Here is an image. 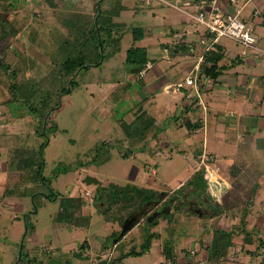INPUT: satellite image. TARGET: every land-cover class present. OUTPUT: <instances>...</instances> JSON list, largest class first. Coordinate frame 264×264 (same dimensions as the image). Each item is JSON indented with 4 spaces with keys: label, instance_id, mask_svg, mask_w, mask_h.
Returning <instances> with one entry per match:
<instances>
[{
    "label": "rangeland",
    "instance_id": "rangeland-1",
    "mask_svg": "<svg viewBox=\"0 0 264 264\" xmlns=\"http://www.w3.org/2000/svg\"><path fill=\"white\" fill-rule=\"evenodd\" d=\"M10 1L0 0V8L7 9ZM96 2H15L17 7L11 16L20 31L6 50L5 59L18 69L17 82L28 80L40 87L39 97L49 101L47 105L53 106L60 99L58 81H51V71L58 65L59 57L54 53L50 55L58 47V36L73 38L69 19L78 25L84 23L85 29L90 28ZM261 6H264V0L250 1L244 17L260 37V44L264 45L262 16L258 13ZM99 8L109 10L112 22L119 25L118 29L112 28V34L114 38L118 37V41L106 43L105 40L104 61L82 69L76 75V86L61 99L62 108L50 113L46 124L48 141L35 132L34 116L28 114L24 107L0 103V264H95L100 260H106L108 264L131 249L141 250L149 233H154L155 237L149 241L145 252L140 256L125 257L115 264H197L200 262L199 254L204 252L207 264L220 261V264H234L238 256L242 260H250L249 255H245L248 252L245 248H250L246 246L248 243L235 236L231 246L221 248L222 259H210L207 249L214 229L225 226V223L219 220L221 218L218 223L211 221L210 209H201L198 216L187 203L177 198L182 190L190 189L191 175L200 159L195 161L196 157L193 159L189 151L187 142L190 139L184 113L172 117L173 112L168 105V99L173 98L172 93L165 92L166 85H160L163 94H158V83L171 74L177 75L193 62L195 64L197 59H192L191 63V54L186 58L183 56L186 51L182 50L176 51V59H172V44L178 42L174 37L178 32L184 33L180 40L193 37V43L201 47V26L184 12L157 0H103ZM182 8L193 11V6ZM254 10H257L256 14ZM134 27L143 29V40L133 41ZM195 29L199 31L193 32L194 35L185 33V30ZM220 43L232 50L228 56H239V49L231 40L221 39ZM132 45L145 47L150 63L152 59L155 61L140 79L128 72L124 60ZM163 48L168 49L167 53ZM230 61L226 58L223 64L229 65ZM158 65L160 67L153 73L157 77L147 78L144 83L145 75ZM240 69L241 66H236L234 71ZM4 88L0 85V93L5 91ZM259 96L264 101L262 90ZM194 97L197 101L201 98ZM40 109L45 111L46 106ZM140 109L146 111V118L154 119V124L143 140L129 142L125 127ZM45 142L48 143L41 159L39 147ZM129 149L135 152L124 157ZM41 162L44 183L37 176ZM260 162L264 164V158ZM85 176L96 178L98 183L86 184ZM113 184L150 188L166 194L164 204L171 199L174 202L170 212L158 215L157 224L150 229L144 218L153 212L155 206L160 210L163 201L160 198L158 206L152 203L138 205L132 212L141 207L143 218L116 245L113 242L118 235L112 237V234H119L122 223L118 220L130 208L123 210L117 206L111 208L109 214H104L109 208L106 200ZM54 194L56 198L53 200L47 196L53 197ZM68 197L83 200L79 208L80 222L76 224L56 219L60 202ZM196 202L202 204L198 200ZM178 204H181L179 208H175ZM254 204L257 206V201ZM232 225L230 223L229 227ZM263 241V234L255 238V247H263ZM21 245L24 255L20 260ZM165 245L172 247L175 261L164 257Z\"/></svg>",
    "mask_w": 264,
    "mask_h": 264
},
{
    "label": "crops",
    "instance_id": "crops-1",
    "mask_svg": "<svg viewBox=\"0 0 264 264\" xmlns=\"http://www.w3.org/2000/svg\"><path fill=\"white\" fill-rule=\"evenodd\" d=\"M188 32L195 34L193 30ZM193 41V37L185 39L191 47L183 56L187 58V55L191 54L190 59L195 61L201 54V47L196 46ZM219 44L223 47L224 53V57L219 62L224 69L219 77L214 81L202 79L197 91L187 86L181 92L172 94L173 98L168 99V105L173 112L172 117L176 114L182 116L184 113L185 122L197 126L191 130L186 127L190 139L187 145L193 154V159L196 157L195 161H197L202 154L214 157V160L206 165L222 181L223 189L218 194H211L207 189L211 183L205 175L207 180L205 193L209 195L211 202L214 201L213 205H209L213 210L209 219L217 222L221 218L219 220L225 223V226H217V228L231 231V240L235 236L246 241L248 243L246 246L250 247L245 248L248 251L245 255H249L250 260H242L238 256L234 259V264H264V245L255 247V238L264 235V164L260 162L264 158V108L261 109L264 101L263 97L259 96L260 90L264 94L262 89L264 88V55L232 57L228 56V52L232 50ZM174 54L171 55L172 59L175 58ZM226 58L231 60V64H223ZM197 60L195 64L193 62L185 69L182 68L177 75L171 74L170 77L161 79L158 83L160 89L158 94H163L161 86L183 81L197 64ZM152 62L155 63L153 59ZM152 62L149 61L151 66ZM236 66H241L242 69L234 71ZM159 67V65L157 68L152 67V70L145 75L146 78H143L144 83L145 79H152L154 70L157 71ZM194 95L201 98L197 101ZM197 163L193 174L199 168L205 170L203 163L199 161ZM188 190L193 195H198L193 191L192 186ZM254 201H257V206ZM216 206L222 208L221 214L216 213ZM230 223L235 226L229 227ZM232 243L231 241L230 246ZM205 254L206 252L199 254L200 262L197 264H207ZM220 263L221 261L215 262V264Z\"/></svg>",
    "mask_w": 264,
    "mask_h": 264
},
{
    "label": "trees",
    "instance_id": "trees-1",
    "mask_svg": "<svg viewBox=\"0 0 264 264\" xmlns=\"http://www.w3.org/2000/svg\"><path fill=\"white\" fill-rule=\"evenodd\" d=\"M17 0H11L8 3L7 9L4 7L0 8V82L4 85V90L0 93V103L6 104L8 106L12 104H19L24 107L26 112L30 115L34 116L35 119V128L38 136H44L45 140L49 138L46 132V124L48 119L50 118V113L53 110H59L62 108V97L71 93L74 86H76L75 77L82 70L86 69L90 66L100 65L104 59V46L108 41H118V37L114 38L112 34V28H119V25L115 22H112L109 10L100 9L101 2L103 0H97L96 2V11L94 14V20L91 23V27L85 29L86 25L68 20L69 27L72 30L73 35L72 39H68L66 37L58 36V47L54 52V55L59 57V62L56 67L51 71V81L58 83V96L60 99L53 104V106L47 105L49 101H46L39 97L40 87L36 85L34 82L24 81L23 83L17 82V76L19 74L18 69L13 68L5 59L6 50L10 47L12 41L16 39V33L20 31V27L14 24L15 18H12V10L16 7L15 2ZM262 16L261 25L264 27V6H261L260 12H258ZM117 12L114 13L116 15ZM246 19V18H244ZM247 20V19H246ZM84 25V26H83ZM132 39L133 41L143 40L145 35L144 31L140 27H134L132 29ZM105 40L107 41L105 43ZM172 52L175 53L178 50H182L183 52H187L190 50L191 44H187L185 40H178L176 44H172ZM224 57L223 47L220 44H214L208 52L204 54V63L201 64L202 68V79L204 80H212L214 81L219 77L224 69V66L219 65V62ZM147 49L143 46H131L126 51L125 63L128 66V72L133 75H137L144 67V65L149 62ZM3 76H5L3 78ZM4 80V81H3ZM35 84V85H34ZM3 87V86H2ZM46 96H50L48 92L45 91ZM46 106V110L41 112L40 108H44ZM146 111L143 109L139 110V113L135 116V118L131 121V123L127 124L125 127V134L128 137L129 142L136 140H143L146 137L148 131L151 130L154 119L151 117H145ZM186 127L191 130L196 125H191V123L186 122ZM161 128H158L160 131ZM48 142H45L39 147V155L40 158L43 159V150ZM134 150H128L124 154V157L128 155V153L133 154ZM28 165V164H27ZM43 162L40 163L38 170V179L44 183V179L41 174V169ZM190 182V186L193 187V191L205 192V188L207 187V180L204 176V169L199 168L193 175ZM52 191L51 187L49 186ZM181 189L183 187L181 186ZM53 192V191H52ZM39 194V193H38ZM159 193L154 191L153 189L146 188L143 186L131 185L127 184L125 186L112 185V189H110L107 194V202L109 203V208L107 212L113 207H121L123 210L130 208L125 212V215L119 218V223L123 222L125 216L132 213V211L139 205L150 204L153 201L158 202L160 197ZM50 200L56 198V194L53 197L47 195ZM166 194H163V197ZM162 199V198H161ZM160 199V200H161ZM83 200L81 198H73L68 197L63 199L60 202L59 210L56 215V219L60 222L67 223H78L80 219L79 208L82 206ZM167 204H170V200L167 201ZM215 211L217 214L222 213V208L216 206ZM106 210L104 214L107 213ZM159 215H164L160 213ZM157 216L151 220V222L145 221L150 229V226L157 224ZM80 222V221H79ZM231 231H224L221 228H215L210 246L208 248V256L210 259L220 260L222 259L221 248L229 247L231 244ZM118 234V233H117ZM116 233L112 234V237L117 235ZM155 237L154 233H149L146 239V244L141 246V250L136 251L135 249H131L128 252L122 253L119 257L109 261L108 264L120 263L121 259L128 256H140L145 250L148 249V243L152 238ZM225 238V239H223ZM224 240V241H223ZM23 246L21 245V254L20 260L23 256ZM26 255V254H25ZM163 255L168 260L175 261V254L172 253V247L165 245L163 247ZM29 260V259H28ZM31 261V260H29ZM34 261V259H32ZM40 264V263H38ZM72 264V263H69Z\"/></svg>",
    "mask_w": 264,
    "mask_h": 264
},
{
    "label": "built area",
    "instance_id": "built-area-1",
    "mask_svg": "<svg viewBox=\"0 0 264 264\" xmlns=\"http://www.w3.org/2000/svg\"><path fill=\"white\" fill-rule=\"evenodd\" d=\"M162 4L173 9L184 12L191 20H194L201 26L199 43L201 45V54L199 55L197 64L191 72L183 79V81L169 84L164 87L165 92L176 94L181 92L185 87L191 86L195 91L199 88V83L202 80L201 64L204 63V54L210 50L214 44H219L221 39L231 40L238 48L239 55L246 57L249 55H264V48L260 44V37L252 31V27L244 19V11L247 4L252 0H157ZM181 4V5H180ZM183 7H192L193 11H185ZM257 10H254L256 14ZM199 31L198 29L193 32ZM186 30L185 33H187ZM174 33V32H173ZM184 33H174L177 40L183 38ZM167 48H163V52L167 53ZM150 68V63L147 62L143 69L136 75L140 79L145 74V71ZM135 77V78H136ZM197 93V92H196ZM214 157L202 154L200 163L204 165L205 170L208 168V162H212ZM214 185V184H213ZM212 185V186H213ZM211 194L216 193L214 185L211 189ZM264 211V206H263ZM192 252V251H191Z\"/></svg>",
    "mask_w": 264,
    "mask_h": 264
},
{
    "label": "flooded vegetation",
    "instance_id": "flooded-vegetation-1",
    "mask_svg": "<svg viewBox=\"0 0 264 264\" xmlns=\"http://www.w3.org/2000/svg\"><path fill=\"white\" fill-rule=\"evenodd\" d=\"M163 194L164 193H159L158 194V196L160 197V198H162L160 201H163V204H164V197H163ZM209 195H207L205 192H198V195H193V194H191L188 190H182V192H181V194L179 195V197H177V198H179L180 200H181V202H184V203H187V205L189 206L188 208H190V210H194L197 214H198V216L200 215V213H201V209L204 211V210H209L210 209V211L211 212H213V210L211 209V208H209V205L211 206V205H213V202H211L210 201V199H209V197H208ZM196 199V200H198V201H200V202H202V204H199V202L197 203L196 202V200L194 199V198ZM201 199V200H200ZM174 202V200L173 199H171L170 200V204H164V205H162V207L160 208V210L159 209H157V207L155 206V208H154V210H153V212H158L157 213V215L156 216H158L160 213H162V210L163 209H165V207L166 206H169V208H170V206L172 205V203ZM151 204V203H150ZM153 204H157V206H158V202H152V205ZM181 204H178V205H176V207L175 208H179V206H180ZM206 208H208V209H206ZM140 209L141 210H143L141 207H140ZM137 212V211H136ZM152 212V213H153ZM151 213V214H152ZM162 214H164V213H162ZM129 215V214H128ZM143 216L144 215H141V217L139 218V221L136 223V224H138L139 222H140V220H141V218H143ZM149 216V215H148ZM148 216H145V221L147 220V218H148ZM156 216H154V217H156ZM151 220H153V219H151ZM124 221V220H123ZM148 221V220H147ZM149 222V221H148ZM151 222V221H150ZM122 223V222H121ZM120 229H121V227H120ZM119 232H120V230H119ZM118 235V234H117ZM116 235V236H117ZM126 235V234H125ZM124 235V236H125ZM123 236V237H124ZM122 237V238H123ZM122 238H120L116 243H113V244H116L117 245V243L122 239ZM116 247V246H115ZM125 253V252H124ZM108 263H109V261H108Z\"/></svg>",
    "mask_w": 264,
    "mask_h": 264
},
{
    "label": "water",
    "instance_id": "water-1",
    "mask_svg": "<svg viewBox=\"0 0 264 264\" xmlns=\"http://www.w3.org/2000/svg\"><path fill=\"white\" fill-rule=\"evenodd\" d=\"M84 182L86 184H92V183H98V180L92 176H85L84 178ZM170 212V208L169 206H166L165 209L162 210V213L164 214H168ZM142 210L139 209L137 212H132L130 213L128 216H126V218L124 219V221L121 224V229L120 232L118 234V236L114 239L113 243H116L120 238H122L126 233H128L138 222L139 217L142 215ZM158 212H153L152 214H150L148 216V221H151V219L154 218V216L157 215ZM95 264H107L106 260H100V262L98 261ZM161 264V263H158Z\"/></svg>",
    "mask_w": 264,
    "mask_h": 264
},
{
    "label": "bare ground",
    "instance_id": "bare-ground-1",
    "mask_svg": "<svg viewBox=\"0 0 264 264\" xmlns=\"http://www.w3.org/2000/svg\"><path fill=\"white\" fill-rule=\"evenodd\" d=\"M204 171L208 179L210 180L211 189H213L214 185H216V189H213V191H215L217 194L222 192L223 189L222 181H220L209 168H206V170Z\"/></svg>",
    "mask_w": 264,
    "mask_h": 264
}]
</instances>
